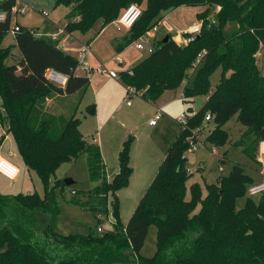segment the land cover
Listing matches in <instances>:
<instances>
[{
	"label": "trees",
	"instance_id": "16d2710c",
	"mask_svg": "<svg viewBox=\"0 0 264 264\" xmlns=\"http://www.w3.org/2000/svg\"><path fill=\"white\" fill-rule=\"evenodd\" d=\"M144 1L146 10L130 30V38L118 45L119 51L158 25L153 21L163 11L202 8L197 15L202 31L184 48L171 38L164 43V38L155 53L124 73V82L155 103L166 91L179 88L193 70L183 96L197 100L209 94L211 76L222 66L230 76L223 78L190 124L199 126L211 114L215 128L208 140L219 146L227 142L222 136L224 125L237 115L247 130L235 145L252 158L264 140V76L256 61L264 48V0H56L57 5L71 8L68 33L87 32L98 22L103 30L127 7ZM13 6V2L0 3V11L9 13L8 20L0 23V124L9 127L7 134L15 139L24 164L40 178L44 198L37 193H0V264H264V196L239 211L235 205L255 180L235 164L218 184L206 186V196L200 184L193 183L187 200V183L193 174L185 168L189 146L184 131L126 226L114 201L112 232L101 235L89 228L84 234H63L58 230L60 199L68 189L65 181L56 178L59 168L88 155L90 175L102 185L95 193H84L86 202L74 197L72 203L88 206L96 216L102 210L107 214L109 193L127 187L134 172L135 137L129 135L124 141L118 174L108 182L98 141L86 139L74 116L57 117L46 109L49 100L85 92L90 78L77 74L75 57L21 26L15 40L22 60L9 65L12 49L3 48L2 42L12 27ZM215 11L212 21L209 16ZM48 69L67 75V86L51 85L45 78ZM90 108L94 114L95 105ZM252 136L254 145H246ZM4 140L0 139V149ZM151 223L158 227V250L154 257L143 258L140 253Z\"/></svg>",
	"mask_w": 264,
	"mask_h": 264
},
{
	"label": "rangeland",
	"instance_id": "374dc122",
	"mask_svg": "<svg viewBox=\"0 0 264 264\" xmlns=\"http://www.w3.org/2000/svg\"><path fill=\"white\" fill-rule=\"evenodd\" d=\"M24 1L29 7V12L26 16L19 17L17 20L14 18L12 20V27L18 23L21 27L38 29L39 24L46 20L42 16L43 12L49 14L47 21L65 23L67 21V15L71 10L67 5H57L56 0ZM146 6L147 2L144 1L141 5L143 11L146 10ZM202 10V8L182 7L175 11L161 12L153 21V24L159 22V38L163 40L165 37L170 36L173 40H177L178 38L184 40L183 33L191 26L202 23L197 17L198 13ZM215 13L216 11L209 16L210 20H216ZM101 29L102 23L98 22L87 32H75L73 34L82 39L86 45L87 42L91 43V55H89L90 57L88 56L89 58L87 57V60L90 62V58H92L94 72L89 73L83 68L77 71V74L80 76L90 77L91 84L89 88L74 97H57L54 99L52 105H46V109L50 113H56L57 117L60 116V113L66 119L74 116L81 122L80 129L86 139L91 141V138H95L99 144L103 142L108 154L111 153L110 139L112 141L114 136H124L127 133L128 135H133L135 140L131 147V166L134 172L130 177L127 187L118 190L115 194L112 192L109 193L108 213L106 214L102 210L103 219L100 221L90 211L88 206L83 204L78 206L72 203L74 197H78L82 203L86 202L87 199L84 193H95L99 186L102 185L101 180H93L90 175L88 155L81 156L72 164H63L57 171L56 178L63 181H73V185L68 187L60 199L61 216L59 219L61 222L57 225V228L63 234H84L89 228L97 230L98 227H102L107 233L112 232L114 224V201L118 203L120 221L123 226H126L154 181L169 149L176 141L177 136L179 137L183 131L179 121L173 124L165 120V118L159 121L157 126L150 127L149 121L154 117L157 106L161 108L165 102L177 100L183 104L182 114H191V109L194 110L191 115H195L197 112L194 106L195 100L185 99L184 96L182 98L184 87L193 77V70L188 72V79L184 80L179 88L166 91L155 102L156 104L154 102H148L140 97V95L131 91V88L124 82L123 75L137 64L134 63L135 60L137 61L139 58L145 59L150 55L146 52L136 50L134 46L126 47L122 51L118 50V40L125 38L130 33V30L117 27L114 22L107 25L100 34ZM176 42L184 48L185 45L182 42L178 40ZM2 46L12 49V55L7 63L9 65L18 64L21 53L17 47L15 36L8 33ZM256 61L258 69L264 76L263 47L260 48L256 55ZM103 69L116 72L118 75L116 81L107 73L102 72ZM228 76H230V73L225 72L222 66H219L213 72L210 92L203 98V106L216 92L223 78ZM96 98L99 100V105L96 103ZM128 102L131 103V106L127 105ZM2 103L3 101L0 96V107ZM92 105H95L96 108L94 114L90 113V106ZM112 115L113 118L110 119ZM106 122L107 125H105V131H103L102 127ZM201 125L204 129L198 137V151L188 149L186 153L187 162L185 168L189 173L193 174V177L187 183V200L191 199L190 187L193 183L200 184L203 194L206 196V186L218 184L222 177L229 175L235 164L243 166L246 174L254 180L258 178L259 174L256 171L259 169L256 163L258 148L252 153V159L244 153L242 147L235 145L247 130L239 121L237 115L223 127L224 133L222 136L227 139V142L223 145L217 146L208 140L215 128L213 121L209 123L203 121ZM174 128H177L176 132L178 135L173 141H170L171 138H174L172 134ZM8 136L0 150V155L19 167L20 174L15 181H10L0 175V193L6 196L20 193H37L41 198H44V186L40 178L23 163L15 139L11 135ZM254 141L255 138L252 136L246 145L253 146ZM213 149L216 151L215 154H212ZM105 164L108 170L106 180L113 182L116 176H110L106 161ZM220 166L224 167V173L219 172ZM260 198L250 197L248 192L240 195L235 203L237 211L246 208L247 204L251 201L257 204ZM157 250L158 227L155 223H151L148 227L146 243L140 256L143 258H152L155 256Z\"/></svg>",
	"mask_w": 264,
	"mask_h": 264
},
{
	"label": "built area",
	"instance_id": "2783aa9c",
	"mask_svg": "<svg viewBox=\"0 0 264 264\" xmlns=\"http://www.w3.org/2000/svg\"><path fill=\"white\" fill-rule=\"evenodd\" d=\"M5 2H13L14 6L11 9L10 12V19L11 21L15 18L16 20L19 17H24L29 12V7L25 4L24 0H0V3ZM143 14V10L139 5H131L127 7L119 16V18L114 22L117 27H122L127 30H131L134 25L137 23V21L141 18ZM43 17L47 19L49 17V14L46 12L42 13ZM9 18L8 12L0 11V23H5ZM21 27L18 23H16L13 27H11L10 33L12 35H16L20 31ZM54 32L52 33H45V32H39L38 30L32 29L31 32L37 37V38H46L50 40L53 43H56L57 47L59 49H62V38L69 35L66 24H56L54 26ZM202 31V23H198L194 26H191L185 33L182 34L184 37V40H182V43L186 47L190 43H193L197 36L201 34ZM159 26L155 25L148 31H146L140 38H138L133 44L136 50L146 52L149 55H152L156 52V49L159 45V42L161 39L159 38ZM91 45H85L78 54V69L83 68L85 71H88L89 73L93 72V69L90 67L89 62L87 60V57L91 54ZM122 64V63H120ZM77 69V71H78ZM130 71V69H129ZM102 72L107 73L111 78H118V75L114 71H107L105 69L102 70ZM46 80L53 86L59 87V88H65L68 84L69 77L55 69H48L45 73ZM132 92H135L131 88ZM136 93V92H135ZM138 94V93H136ZM140 95V94H138ZM131 103L128 102L127 105L129 106ZM192 114V113H191ZM183 113L179 117L178 121L181 124L183 131L187 133L186 135V142L188 143L189 149L191 151H198L199 144H198V137L200 136V133L203 131L202 125L191 127V121L194 117V115ZM163 111L161 108H158L155 116L153 119L149 121L150 126H156L158 121L162 118ZM214 118L211 114L207 115L204 119L205 123H209L213 121ZM8 126H3L0 124V139L4 138L6 139L8 134ZM5 141V140H4ZM215 149L212 150V154H215ZM256 163L258 164L259 169L257 170L259 176L261 177V180L259 182L253 183L248 188V194L250 197H262L264 196V140L259 143L258 151H257V158ZM219 172L224 173L225 169L223 166L219 167ZM20 174V170L18 167L7 160L6 158L0 157V175L5 177L6 179L10 181H15ZM74 195H76L75 192H73ZM100 221L103 219V214H98L96 216ZM98 234H105L107 233L102 227H98L96 230Z\"/></svg>",
	"mask_w": 264,
	"mask_h": 264
},
{
	"label": "crops",
	"instance_id": "0c3cea01",
	"mask_svg": "<svg viewBox=\"0 0 264 264\" xmlns=\"http://www.w3.org/2000/svg\"><path fill=\"white\" fill-rule=\"evenodd\" d=\"M141 7V6H140ZM43 16V15H42ZM42 18V17H41ZM44 18V17H43ZM48 19V18H47ZM47 19L46 20H44V21H42L41 22V24H39V28L38 29H35V30H38L39 32H45V33H52V32H54V26L56 25V24H66L67 23V21L65 22V23H60V22H55V21H47ZM23 28H26V29H30V28H27V27H24V26H22ZM32 29V28H31ZM105 29V28H104ZM103 29V30H104ZM103 30H101L100 31V34L103 32ZM74 33H69V35H67V36H65V37H63L62 38V42H61V44H62V50H63V52H65L66 54H68V55H71V56H73V57H75L77 60H78V54H79V51L86 45V43L85 42H83L82 41V39H80L79 37H77V36H74L73 35ZM6 38V37H5ZM130 38V33L125 37V38H123V39H121V40H118V45L119 44H121V43H124L126 40H128ZM175 41H177L176 39H175ZM3 43V42H2ZM89 43L87 42V45H88ZM90 45H91V43H90ZM129 46H134V44H131V45H129ZM128 46V47H129ZM3 47V46H2ZM3 48H5V47H3ZM135 48V47H134ZM91 55V54H90ZM90 57V56H89ZM88 57V58H89ZM92 57V56H91ZM20 61L22 60V55H20ZM91 59L92 58H90V62H89V60H88V62H89V65H90V67L93 69V67H94V65H92V61H91ZM144 59L143 58H139L137 61L135 60V62L134 63H137V64H135V66H137L141 61H143ZM19 61V62H20ZM134 66V67H135ZM133 67V68H134ZM132 69V68H131ZM94 70V69H93ZM94 72V71H93ZM90 78V77H89ZM111 79V78H110ZM113 80H115L116 81V79L117 78H112ZM91 80V79H90ZM91 84V83H90ZM81 92H84V91H80V92H78V93H76V94H73V95H71V96H65V97H74L75 95H79V94H81ZM140 97H141V95H140ZM182 98H183V93H182ZM53 101H54V99L53 100H49L48 102H47V105L48 106H50V105H52L53 104ZM96 103L99 105V100H98V98H96ZM204 103V100H203V102H202V104ZM156 104V103H155ZM201 104V105H202ZM129 106H131V104L129 105ZM194 106H195V109H196V111H198L199 109H197V103H196V100L194 101ZM201 107V106H200ZM199 107V108H200ZM158 108H160L159 106H157V109ZM118 109V108H117ZM157 109H156V111H157ZM161 109H162V111H163V116H162V118L159 120V121H161L162 119H164L165 118V120H168L170 123L172 122L173 124H176L177 122H178V119H179V117L181 116V114H182V109H183V104H181V102L180 101H177V100H171V101H168V102H165L164 104H163V107H161ZM119 110V109H118ZM117 110V111H118ZM192 111L194 112V110L192 109ZM50 112V111H49ZM193 112H191V113H193ZM51 114H53V115H56V113L54 114L53 112L51 113ZM57 114H59V113H57ZM57 116V115H56ZM60 116H64L62 113H60ZM155 116V115H154ZM111 118H113V115L110 117V119ZM154 117H152V119H153ZM158 121V122H159ZM104 124V123H103ZM158 124V123H157ZM105 125H107V122H106V124H104V128L102 127V130L103 131H105ZM150 126V125H149ZM157 126V125H156ZM150 127H155V126H150ZM177 128H174L173 129V131H172V134L174 135L173 137L174 138H171L170 139V141H173V139H175V137L178 135L177 134ZM174 133H176V134H174ZM0 135H1V132H0ZM10 135V134H9ZM129 135H128V133L126 134V135H124V136H114L113 137V140L111 141V139H110V150H111V153H107L106 152V150H105V146H104V144H103V142H101L100 144H99V142H98V145L100 146V150H101V153H102V156H103V158L105 159V161H106V163H107V165H108V167H109V171H110V176L111 177H115L117 174H118V171H119V153H120V151H121V149H122V146H123V143H124V141L127 139V137H128ZM9 136H7V138H8ZM172 137V136H171ZM6 138V139H7ZM177 138H178V136H177ZM176 138V139H177ZM5 139V140H6ZM169 143H171V142H169ZM3 146V145H2ZM2 148V147H1ZM1 150V149H0ZM0 157L1 158H5V157H3L2 155H0ZM103 159V160H104ZM165 159V158H164ZM105 161H104V163H105ZM24 163V162H23ZM106 165V164H105ZM18 169H19V167H18ZM20 170V169H19ZM257 171V170H256ZM107 175H108V170H107ZM261 180V177L260 176H258V178L255 180V183L256 182H259ZM61 221L59 220V222H58V225H59V223H60Z\"/></svg>",
	"mask_w": 264,
	"mask_h": 264
},
{
	"label": "water",
	"instance_id": "95a60500",
	"mask_svg": "<svg viewBox=\"0 0 264 264\" xmlns=\"http://www.w3.org/2000/svg\"><path fill=\"white\" fill-rule=\"evenodd\" d=\"M169 39H170L169 36L165 37V39H164V43L169 42ZM202 102H203V99H201V98H198V99L196 100V103H197V109H199V107L201 106ZM65 184H66L68 187H70L71 185H73V181H72V180H66V181H65Z\"/></svg>",
	"mask_w": 264,
	"mask_h": 264
},
{
	"label": "bare ground",
	"instance_id": "6f19581e",
	"mask_svg": "<svg viewBox=\"0 0 264 264\" xmlns=\"http://www.w3.org/2000/svg\"><path fill=\"white\" fill-rule=\"evenodd\" d=\"M178 41L182 42V40L180 38L177 39Z\"/></svg>",
	"mask_w": 264,
	"mask_h": 264
}]
</instances>
